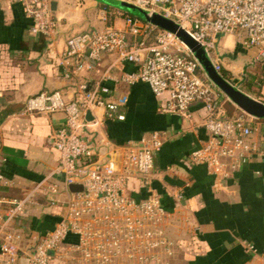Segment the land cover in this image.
<instances>
[{
    "label": "built area",
    "instance_id": "obj_1",
    "mask_svg": "<svg viewBox=\"0 0 264 264\" xmlns=\"http://www.w3.org/2000/svg\"><path fill=\"white\" fill-rule=\"evenodd\" d=\"M127 1L176 22L205 48L220 73L222 63L215 45L227 34L236 35L240 47L256 49L252 63H261L264 82V0ZM21 2L32 21L30 32L51 34L55 22L49 0ZM124 21L123 28L107 25L68 36L59 55L65 75L92 69L103 54H112L115 63L136 66L135 71L123 72L120 81L145 82L155 95L167 93L163 111L189 121L192 106L200 104L204 116L199 126L209 135L187 158L205 164L215 175L228 177L230 169L258 152L250 138L257 118L242 110L233 117L222 116L221 97H226L174 33L130 15H124ZM76 90L78 95L72 99L59 90H42L24 102L28 114L64 115L63 124L51 136L58 152L55 172L62 180L60 185L37 184L22 198L0 199V207L5 206L0 209V264H19L22 256L28 258L27 264H67V255L68 264H160L158 250L162 248L169 258L174 253L170 247H175L161 227L166 211L154 187V154L162 145V134L153 131L138 142L121 145L119 163L97 158L87 137L94 109L103 108L106 119L122 120L124 115L117 102L104 98L109 93L107 86L96 83L89 90L80 82ZM87 111L93 115L90 121L85 118ZM74 183L82 190L70 191L69 185ZM39 189L45 192L46 202L60 207L62 213L27 252L19 245L21 231L12 223ZM132 191L144 195L136 198Z\"/></svg>",
    "mask_w": 264,
    "mask_h": 264
},
{
    "label": "crops",
    "instance_id": "obj_2",
    "mask_svg": "<svg viewBox=\"0 0 264 264\" xmlns=\"http://www.w3.org/2000/svg\"><path fill=\"white\" fill-rule=\"evenodd\" d=\"M49 5L54 30L49 35L33 34L21 0H0V199L25 197L37 184H61L51 136L63 124L64 115L25 113L26 98L42 90H59L72 99L78 95V83H85L89 90L101 83L109 88L104 98L117 102L124 118L106 119L103 108L94 109L87 137L97 158L119 163L121 145L138 142L153 131L162 134V145L154 154V187L166 211L161 227L176 248L172 263L264 264V120L254 123L250 137L258 152L230 169L228 177L213 174L205 164L187 158L209 135L199 126L204 116L200 104L192 106L189 121L163 111L167 93L155 95L145 82L120 81L123 72L135 71L136 66L115 63L112 54H103L92 69L65 75L59 55L68 36L107 25L123 28V13L94 0H49ZM255 52V48L247 50L248 61L240 68L227 61L230 53L215 54L229 81L264 101L263 79L257 83L255 73L248 71ZM239 111L221 98V114ZM45 195L42 189L33 192L12 223L21 231L19 245L27 252L62 213L60 207L46 202Z\"/></svg>",
    "mask_w": 264,
    "mask_h": 264
},
{
    "label": "water",
    "instance_id": "obj_3",
    "mask_svg": "<svg viewBox=\"0 0 264 264\" xmlns=\"http://www.w3.org/2000/svg\"><path fill=\"white\" fill-rule=\"evenodd\" d=\"M98 3L115 8L122 13H126L132 17L138 18L141 21L148 22L160 29L174 33L192 52L193 56L198 61L200 68L205 76L216 86V88L234 105L243 112L264 120V102L252 97L242 91L239 87L229 81L222 73L216 71L213 67L211 58L205 48L194 40L184 29H182L173 20L157 13L149 12L148 10L127 0H94ZM86 120H92V114L87 111ZM69 190L72 192L81 191L80 184L69 185ZM52 253V251H50ZM28 258L22 256L19 259V264H27Z\"/></svg>",
    "mask_w": 264,
    "mask_h": 264
},
{
    "label": "rangeland",
    "instance_id": "obj_4",
    "mask_svg": "<svg viewBox=\"0 0 264 264\" xmlns=\"http://www.w3.org/2000/svg\"><path fill=\"white\" fill-rule=\"evenodd\" d=\"M237 36L234 35V34H227L225 35V38L224 39H220L219 43L215 45V52H221L222 55L224 53H230L231 54V58L228 59L227 58V61H229L230 63L234 64L235 66L237 67H241L243 65V63H245V61H248L247 59L249 58V55L246 54L247 53V50L249 49H245V48H242L240 47V45L238 44V41H237ZM224 42H226L227 46H223ZM213 50H211V54L213 55ZM220 57V56H219ZM226 59H224L225 61ZM170 249L174 251L175 253V250L176 248H172L170 247ZM172 252V251H171ZM142 253V252H141ZM174 253L172 254L171 257H167L165 252L163 251V249H159L158 250V256H159V259H161V262L160 264H173V259H174ZM68 254H71V253H68ZM139 253L136 252V256L138 255ZM143 254V253H142ZM125 257H126V254H125ZM68 261H70V256L67 255V264H68ZM122 263V262H121Z\"/></svg>",
    "mask_w": 264,
    "mask_h": 264
},
{
    "label": "trees",
    "instance_id": "obj_5",
    "mask_svg": "<svg viewBox=\"0 0 264 264\" xmlns=\"http://www.w3.org/2000/svg\"><path fill=\"white\" fill-rule=\"evenodd\" d=\"M123 15H127V16H129L128 14H126V13H123ZM152 38V37H151ZM249 73H250V71L252 72V73H255V74H252L253 76H257V83L260 81V77H261V75H262V66H261V63L260 62H254V63H252L251 64V67L249 68ZM221 73L223 74V76L224 77H229L228 75H227V73L222 69V71H221ZM222 98V97H221ZM229 115V114H228ZM223 115L222 114V116H224V117H233V116H235L236 114H234V115ZM257 120H261V119H257Z\"/></svg>",
    "mask_w": 264,
    "mask_h": 264
}]
</instances>
